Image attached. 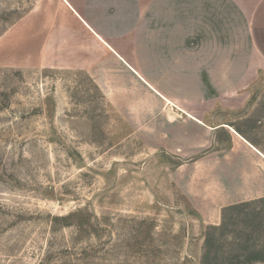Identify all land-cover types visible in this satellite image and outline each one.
Segmentation results:
<instances>
[{
    "label": "crops",
    "instance_id": "crops-1",
    "mask_svg": "<svg viewBox=\"0 0 264 264\" xmlns=\"http://www.w3.org/2000/svg\"><path fill=\"white\" fill-rule=\"evenodd\" d=\"M47 1L32 65L85 74L182 159L199 264H264V0Z\"/></svg>",
    "mask_w": 264,
    "mask_h": 264
},
{
    "label": "rangeland",
    "instance_id": "rangeland-1",
    "mask_svg": "<svg viewBox=\"0 0 264 264\" xmlns=\"http://www.w3.org/2000/svg\"><path fill=\"white\" fill-rule=\"evenodd\" d=\"M47 2L0 0V264H199L182 159L85 74L32 65Z\"/></svg>",
    "mask_w": 264,
    "mask_h": 264
}]
</instances>
